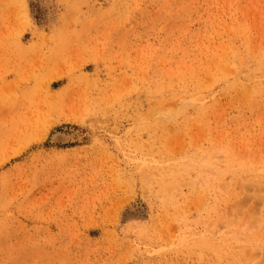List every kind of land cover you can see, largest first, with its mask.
Returning <instances> with one entry per match:
<instances>
[{"label":"rangeland","instance_id":"obj_1","mask_svg":"<svg viewBox=\"0 0 264 264\" xmlns=\"http://www.w3.org/2000/svg\"><path fill=\"white\" fill-rule=\"evenodd\" d=\"M261 195L264 0H0V264H264Z\"/></svg>","mask_w":264,"mask_h":264},{"label":"bare ground","instance_id":"obj_2","mask_svg":"<svg viewBox=\"0 0 264 264\" xmlns=\"http://www.w3.org/2000/svg\"><path fill=\"white\" fill-rule=\"evenodd\" d=\"M123 10V9H122ZM168 86V85H167ZM162 88H164V86H162ZM170 90L172 91V93L174 92V93H180V95H179V98H180V100L182 101V103H181V105L182 106H184V105H186V103H188L189 101H194V102H197V103H199V102H202L203 100H201L200 99V97L198 96V94L196 93L197 91L196 90H192L191 88H189V87H186V85L185 84H183V82H181L179 85H177V84H173L172 82L170 83ZM177 101V100H176ZM153 115H155L156 113H161L162 111V113L159 115V118H154L155 119V121H154V123H155V125H156V123L157 124H162L163 123V120L166 122V121H168L170 118L169 117H171L172 119V121L176 118V114H177V111L176 110H173V109H168V108H166L165 109V107L161 110V107H159L158 106V108L156 107V105H154L153 106ZM178 110V109H177ZM163 115V116H162ZM162 116V117H161ZM140 122H141V120H140ZM139 125V124H138ZM137 125V126H138ZM58 135L59 136H62V137H64V139H67V140H69V141H71L72 140V133H71V131L70 130H68V129H64V128H62V129H56V130H54V132H53V134H52V136H51V138L52 139H55L56 137H58ZM126 140H127V138H126ZM135 155V154H134ZM204 156H205V154H204ZM203 156V157H204ZM207 161H209V159H207L206 160V162ZM184 162V161H183ZM202 162V161H201ZM203 164V163H202ZM207 164H208V162H207ZM207 164H206V168H211V169H213L211 166H212V164L210 165V166H207ZM209 165V164H208ZM184 166V163H182V166L181 167H183ZM202 166H204V165H202ZM205 168V169H206ZM208 174V173H207ZM163 175H164V173H163ZM162 179V178H161ZM163 179H164V177H163ZM163 181H165V179L163 180ZM261 197H264V195H261ZM252 213H253V210H252ZM263 218H264V214H263V216H262V220H263ZM253 221V220H252ZM251 221V222H252ZM245 222V221H244ZM249 222V221H248ZM260 223H261V220H260ZM260 223H259V226H260ZM247 223L245 222V225H246ZM243 225H244V223H243ZM245 225L242 227V225H241V230L243 229V231L242 232H244L243 234L241 233V234H237L236 232V230H237V228H235L236 230L233 232H228L226 229H228V228H226L227 227V225H223V227H220L218 230H215L214 231V233L215 234H211V233H208V234H205V236L203 237H201L202 238V241L204 242V243H206V244H209L210 246H213V247H215V248H217V245H219V242H217V241H215V239L213 238V236L214 235H217V233L218 234H224V236L226 237V238H235L234 240L235 241H240V242H243V243H237L238 244V246H240V245H243V244H245L246 242L245 241H248V244H252V243H250V242H252L253 241V243L256 241V238H258V237H256L255 238V236H252V237H250L249 236V234H252L251 233V231H253V227H255L253 224V227H250L249 228V226H248V228H247V226L245 227ZM248 225H249V223H248ZM251 225V224H250ZM212 228V227H211ZM224 228H226L225 229V231H223L222 229H224ZM234 230V229H233ZM227 231V232H226ZM217 232V233H216ZM225 232V233H224ZM253 235V234H252ZM264 235V234H263ZM263 235H261L262 237H260V238H258L257 239V241L259 240V239H261L262 238V240H261V242H260V244L259 243H257V241H256V244L255 245H257V244H259V245H257V246H259L261 249H263L262 247L264 246V236ZM259 236V235H258ZM220 240H223V238H219ZM255 240V241H254ZM217 244V245H216ZM234 244V243H233ZM254 245V246H255ZM252 246V245H251ZM257 246H256V248H254L253 249V246L250 248V249H253L252 250V253L254 252V250L255 249H257ZM260 250V249H259ZM264 250V249H263ZM257 251V250H256ZM261 253V252H260ZM262 254L264 255V251H262ZM253 259H255L256 260V258H253ZM256 262L258 263V260H256ZM251 263H252V259H251ZM250 264V263H249ZM259 264V263H258Z\"/></svg>","mask_w":264,"mask_h":264}]
</instances>
